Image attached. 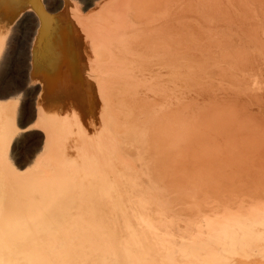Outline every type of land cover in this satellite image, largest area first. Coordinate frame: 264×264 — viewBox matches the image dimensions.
<instances>
[{"label":"bare ground","instance_id":"obj_1","mask_svg":"<svg viewBox=\"0 0 264 264\" xmlns=\"http://www.w3.org/2000/svg\"><path fill=\"white\" fill-rule=\"evenodd\" d=\"M43 1L0 0V59L13 24L32 11L39 32L30 79L41 86L35 120L26 126L16 124L19 101L10 94L2 95L9 99H0V264H264V192L227 193L226 186L234 180L248 182L251 168L234 171L230 165L241 158L229 157L228 152L233 153L237 145L230 138L215 139L221 132L230 135L223 114L203 121L207 114L203 109L202 121L194 124L203 138L190 146L199 147L201 159L208 164L230 169L211 171L207 178L211 181L205 185H193L191 179L174 184L170 177L177 180L182 175L167 174L171 169L159 166L156 160L161 145L166 149L175 145L176 141L170 144V137L186 135L189 127L184 128L187 131L173 128L172 132L170 127L157 131L149 146H137L131 138H118L106 101L100 100L109 62L105 48L114 43L115 52L107 51L111 58L125 56L122 53L128 50L122 44L127 41L135 46L143 30L154 34L162 30L161 36L147 38V51L155 44H170L177 28H194L183 19L188 18L185 5L173 10V0H148L145 7L139 0H98L84 11L76 6L78 1L59 0L52 17L41 11L38 2L45 6ZM259 1L243 3L256 13L254 20H260V37L248 43L241 35L227 40L217 32L206 44L227 56L225 62L240 83L235 91L247 94L242 104L264 113V4ZM199 13L208 23L204 29L212 31L214 17L209 21L206 10ZM178 18L182 20H174ZM198 27L203 28L200 23ZM238 102L229 99L214 107ZM32 127L43 134L41 146L27 164L15 167L8 158L9 147L18 133ZM106 130L115 140L112 147L105 139ZM186 192L194 195L180 196ZM203 192L215 196L202 198Z\"/></svg>","mask_w":264,"mask_h":264},{"label":"rangeland","instance_id":"obj_2","mask_svg":"<svg viewBox=\"0 0 264 264\" xmlns=\"http://www.w3.org/2000/svg\"><path fill=\"white\" fill-rule=\"evenodd\" d=\"M76 1H78L80 4ZM141 1L142 3H139V5L141 4V6L143 7L148 4V0H139V2ZM150 1L152 3H155L157 0ZM245 1L247 2L248 0H173V10H178L180 9L181 5H185V7L187 8V16L189 19L187 17L183 19L189 21L190 24H194V28L179 27L175 30V33L173 34V39L175 42H173L177 46H175L173 42H171L170 44H155L151 49L147 51V48H145V45L148 43L147 40H149L147 38L153 39L155 38V36H161L162 30L158 31L160 34L155 33L156 35L152 33L151 30H143L138 34V40L144 41L140 42L142 45L137 44L139 43L137 42L138 40L136 41V44H134L135 46H133L132 44L130 45L127 41L122 44L123 49L126 48L125 50H128L122 53H126L125 56L116 54L117 56H115V59L111 58V54H109V52L112 53L116 50L114 43L108 46L109 49L107 47L105 48V57L108 56L106 57V59H108L109 62L108 65H106L103 73V79L104 76L106 77V79L104 80V91L100 96V100L103 99V101H106L108 112H110L109 116L118 129L116 133L121 136L118 137L120 138V140H122L121 138L125 139L128 137L129 139H132L130 140L131 142L133 141L132 143H134L135 145L139 143L142 144V146L146 147L149 146L150 143L155 139V137L158 136L159 133L157 131L160 132L161 130H163V132H165L169 130V127L170 129L172 128V132H174L173 130H175L176 128L177 130L182 129L183 131H187L184 128L189 127L186 135L183 136L175 133L174 138H171L172 136L170 137V144H172L171 141H176L175 145H171V147L168 149L164 148V145H161L160 152L158 154L159 156L156 160V163L158 162L159 166H163L164 168L166 167L168 170L171 169L167 172V174H179L178 176L182 175V178L177 180H175L173 177H170L172 178L171 180L174 182V184H178L180 180L182 181L181 183H183L186 180L191 179L193 185L194 183L196 185H200V183H203V185H205L207 182L211 181V179H207L210 176L208 173H210L211 171L217 169L220 172H223L225 170L227 172V170L230 169L228 166L221 167L224 165L219 163L218 165L220 167L208 164L205 158H202L203 160L201 159L202 155L200 154L199 147L190 146L193 144H197V142L203 138V134L201 132L199 133V131L196 130V125L194 126V124L195 121H202L201 117L203 116L205 111L207 114L203 116V121L217 114H223L224 121L229 124H227L228 126L225 129H227V131H230V135H225L221 132V134L218 133L217 138L215 139L221 142L230 138L237 145L232 148L234 150L233 153L230 154L228 152V154L230 155L229 157L232 156L236 158V156H239L241 158V160L239 161L234 160V162L230 165L231 167H233L232 169L239 173V171L242 172L244 170H247L246 167L248 169L251 168V175H248V178H251L245 180V182H248L243 184L241 180H234L232 184L230 183L231 185L229 184L228 187L226 186L225 189L228 190L227 193H233V196L236 192L235 190H238V195L243 196L246 194H250L251 192H253L254 194L258 190L259 194L264 192V113L257 107L251 106L250 108H248L244 104H242L246 100V93L242 92V94L241 92H237L239 91L238 87L240 83L237 77L230 72L232 71V68L231 66H228L230 65L228 61L225 62V57L227 56H225V53L223 52V54L221 51H219V55V52H217V48H215L213 44H206L210 40V38H212V35L217 32L223 34V37L227 40L231 39L235 35H241L246 39L248 43L250 42L249 39L261 36L260 31L258 30V24L261 22L260 20H254L256 19V13H252L248 9V5L243 3ZM58 2L59 0L43 1L45 7L52 11L50 12L52 17L55 16V10L60 6V3ZM75 2L76 6L83 8L85 11L87 10V8H93L98 0H75ZM259 2L264 4V0H261ZM84 5L86 6V8L83 7ZM199 10H206V16L208 17L209 21L213 17V20H216V22L214 21V24H211L212 26L214 25L212 31L204 29L208 27V23L205 18L199 13ZM33 14L34 13H32V11L23 13L13 24L12 30L10 32L11 37H8L6 46L7 48L4 52V55L0 59V99H9L7 97H2V95L10 94L12 96H9L10 98H14L19 101L17 104L18 106L16 107V124L22 126H26L34 122L35 106L41 92V86L38 84V82L32 81L30 79L29 71V67L31 70L30 63L32 59V50L35 46L34 42L36 41L39 32V27H37L38 25ZM208 14H210V16H208ZM174 20H182V18ZM198 23H200L203 28H199ZM33 32H35V35L31 42V58L29 63V43ZM209 32L210 34H207ZM186 38H188V40L190 39L191 42H193L191 46V42H188ZM177 39H180L181 41ZM187 42L189 43V45L187 44ZM194 42L198 46L196 45V47H192L195 45ZM200 44H202L203 46H200ZM125 45H127V47ZM141 47H144V50L146 51L141 52L143 51L141 50ZM197 47H200L199 50ZM107 51L109 52L107 53ZM130 51L131 53L134 52V55H140H137V58L135 56H132L134 57L132 58V54L130 53ZM201 52L203 54H200ZM204 54L206 55L205 58ZM141 55L144 58H142L143 60L138 59L142 57ZM128 56H130L131 58H129ZM165 57L166 59H163ZM99 58L103 59L104 56L102 57V55H99ZM235 58L236 57L234 56L233 59ZM134 60H136L137 63ZM149 60H151L152 62ZM216 62H218V64ZM142 63L143 65H140ZM165 64L170 65L171 67ZM254 66L255 64H253L252 67ZM169 68L171 72H169ZM243 68L247 69V67L244 65ZM166 70L168 72H166ZM207 74L210 75V77L206 76ZM163 77H166V79H164ZM162 79H164L165 81ZM196 79H198L199 81ZM200 79H202V81ZM212 79L214 80V82ZM231 83H233L234 85ZM228 84H231L232 86L230 87ZM222 88L225 91H223ZM230 88L232 89L229 90ZM235 88H238V90L235 91ZM229 99H238L241 103L238 102L236 104H226L220 107H214L215 103H223ZM110 103L112 104V106H110ZM212 103H214V105ZM116 104L117 107L115 106ZM206 104H208V106ZM208 107H212L211 110L210 108L208 109ZM181 108L183 109L181 110ZM203 109L204 111H202ZM192 114L200 115L194 117ZM194 118L196 119L194 120ZM127 120L130 121L128 122ZM105 139L109 140L108 143L110 146L115 145V140L113 138L111 139V136H108L107 130ZM42 140V132L34 127L28 128L18 133V135L14 137L13 142L9 147L10 151H8V158L10 162L13 165H16L15 167H23V165L27 164L28 161H30L33 156L37 154V150L41 146ZM81 142L82 144H85V142H83L82 140ZM167 146L169 147L170 145ZM87 147L90 148L91 146L87 145ZM138 149L142 148L138 147ZM129 158L133 160V157ZM170 165L172 166V168H170ZM176 171L179 173H176ZM82 173L81 175L84 174ZM186 176L187 179H184V177ZM261 181L263 184L261 183ZM237 184H239V186ZM241 186L243 187L242 189H240ZM247 187L248 189H245ZM241 190L242 194H240ZM243 191L247 193L244 194ZM183 192L184 190L182 191V193ZM227 193H224L222 195H225ZM202 194V198L204 196L206 197V195H208V197L215 196L214 194H210L207 192H203ZM191 195H194L193 192H186L184 193V195L180 194V196ZM185 208L189 207L185 206Z\"/></svg>","mask_w":264,"mask_h":264},{"label":"water","instance_id":"obj_3","mask_svg":"<svg viewBox=\"0 0 264 264\" xmlns=\"http://www.w3.org/2000/svg\"><path fill=\"white\" fill-rule=\"evenodd\" d=\"M43 1V0H42ZM39 3V6L41 7V11H43V13H45L46 15H47V13L48 14H50V10L49 9H47V7H45V6H43L40 2H38ZM86 8V7H85ZM48 21V20H47ZM36 30V29H35ZM34 35H35V32H33V34H32V37H31V39H30V43H29V63H30V58H31V54H30V47H31V42H32V39H33V37H34ZM29 71H30V67H29ZM38 91H39V89H38ZM36 116V115H35ZM35 116H34V118H35Z\"/></svg>","mask_w":264,"mask_h":264}]
</instances>
